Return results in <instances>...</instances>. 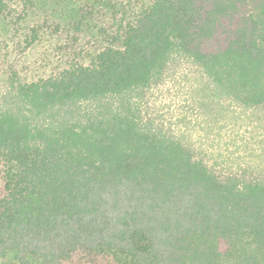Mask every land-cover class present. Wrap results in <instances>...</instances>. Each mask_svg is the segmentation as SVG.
<instances>
[{
  "label": "trees",
  "instance_id": "16d2710c",
  "mask_svg": "<svg viewBox=\"0 0 264 264\" xmlns=\"http://www.w3.org/2000/svg\"><path fill=\"white\" fill-rule=\"evenodd\" d=\"M184 64L264 152V0H0V262L264 264V165L150 111Z\"/></svg>",
  "mask_w": 264,
  "mask_h": 264
},
{
  "label": "rangeland",
  "instance_id": "374dc122",
  "mask_svg": "<svg viewBox=\"0 0 264 264\" xmlns=\"http://www.w3.org/2000/svg\"><path fill=\"white\" fill-rule=\"evenodd\" d=\"M190 69L184 64L172 70L174 75H170V82L164 90L165 94L162 95L164 92L155 94L150 111L158 117V120H164L166 127L176 132L196 153L204 155V149H207L209 158L230 165L231 162L246 165L248 161H253L256 165H264L263 149L256 144L250 146L243 144L244 140H252V134H256V131L262 132L260 127H254L257 119L245 112H235L234 117L232 112L225 110L227 105L223 108L215 103L217 114L211 116L214 118V123L209 125L204 122V111H207L204 100L194 99L190 82L178 78V73L190 74ZM3 89V84L0 83V99ZM234 118L238 122L235 128L231 126V120ZM257 138L260 139L259 136ZM0 264L12 263L4 261Z\"/></svg>",
  "mask_w": 264,
  "mask_h": 264
}]
</instances>
